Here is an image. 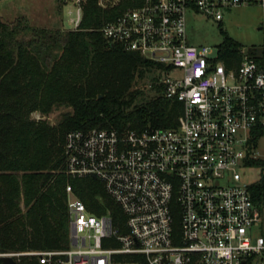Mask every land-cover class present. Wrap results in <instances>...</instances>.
Listing matches in <instances>:
<instances>
[{
    "label": "built area",
    "instance_id": "obj_1",
    "mask_svg": "<svg viewBox=\"0 0 264 264\" xmlns=\"http://www.w3.org/2000/svg\"><path fill=\"white\" fill-rule=\"evenodd\" d=\"M87 0H67L79 29ZM104 0L98 5L106 7ZM100 32L111 45L153 64L148 89L182 107L176 128L142 132L73 130L65 173L96 179L119 207L96 216L66 187L70 248L0 255L37 264H264V202L241 172L264 173V53L228 66L219 47L188 43L187 16L220 24L223 13L264 0H143ZM264 30V25L261 27ZM260 134V136H258ZM258 137V138H257ZM257 138L256 141H253ZM259 161L260 165H253Z\"/></svg>",
    "mask_w": 264,
    "mask_h": 264
},
{
    "label": "trees",
    "instance_id": "obj_2",
    "mask_svg": "<svg viewBox=\"0 0 264 264\" xmlns=\"http://www.w3.org/2000/svg\"><path fill=\"white\" fill-rule=\"evenodd\" d=\"M65 1L57 0L61 6ZM107 1L102 7L99 0H87L79 29L65 33L33 28L21 19L16 24L0 20V255L67 249V186L92 214L109 212L123 220L95 179L66 175L68 132L177 127L181 105L165 99L161 86L152 84L153 96L139 87L143 79L155 81L153 64L111 45L100 32L143 0ZM219 50L229 67H238L242 57L235 42L225 39ZM60 109L66 112L53 126L31 119ZM252 190L255 201L264 202L263 183ZM13 259L37 264L27 255Z\"/></svg>",
    "mask_w": 264,
    "mask_h": 264
},
{
    "label": "rangeland",
    "instance_id": "obj_3",
    "mask_svg": "<svg viewBox=\"0 0 264 264\" xmlns=\"http://www.w3.org/2000/svg\"><path fill=\"white\" fill-rule=\"evenodd\" d=\"M108 1L104 0L106 5ZM113 2V0H111ZM114 3V2H113ZM66 1L63 2V5ZM66 8L58 4L57 0H1L0 20L9 24H16L21 19L23 24L31 27L46 30H58L67 32L69 30L66 23ZM223 21L220 24L210 22L202 16H187L188 43L192 46L205 45L211 48L220 47L225 39L235 42L240 50V57H261L264 53V10L257 5H248L239 8L229 9L223 13ZM139 82V87L147 91L148 96H153L154 92L148 89V79ZM65 109L54 110L48 116L39 113L31 115V119L48 122L51 126L59 122V117ZM257 152L261 159H264V139L257 145ZM264 178V173L257 168H250L241 172L242 181L249 185L260 182ZM97 188L105 193L103 184L94 180ZM99 199V197H97ZM125 217L119 219L123 222ZM70 248V245L67 247Z\"/></svg>",
    "mask_w": 264,
    "mask_h": 264
},
{
    "label": "water",
    "instance_id": "obj_4",
    "mask_svg": "<svg viewBox=\"0 0 264 264\" xmlns=\"http://www.w3.org/2000/svg\"><path fill=\"white\" fill-rule=\"evenodd\" d=\"M0 262L1 264H17L16 261L11 256L1 257Z\"/></svg>",
    "mask_w": 264,
    "mask_h": 264
}]
</instances>
